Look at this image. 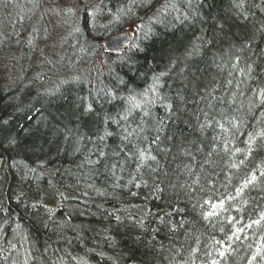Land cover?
<instances>
[{"label":"trees","instance_id":"1","mask_svg":"<svg viewBox=\"0 0 264 264\" xmlns=\"http://www.w3.org/2000/svg\"><path fill=\"white\" fill-rule=\"evenodd\" d=\"M262 93L264 0H0V264H264Z\"/></svg>","mask_w":264,"mask_h":264},{"label":"water","instance_id":"2","mask_svg":"<svg viewBox=\"0 0 264 264\" xmlns=\"http://www.w3.org/2000/svg\"><path fill=\"white\" fill-rule=\"evenodd\" d=\"M134 34L127 31L115 37L105 39L103 47L105 51H109L112 55L117 56L122 53L127 47L134 42Z\"/></svg>","mask_w":264,"mask_h":264},{"label":"rangeland","instance_id":"3","mask_svg":"<svg viewBox=\"0 0 264 264\" xmlns=\"http://www.w3.org/2000/svg\"><path fill=\"white\" fill-rule=\"evenodd\" d=\"M69 2H67V4H68ZM67 4H65L64 6H63V9H67L68 8V10L69 9H73L74 10V15L76 16L77 14H78V10H79V8H76V4H71V6L70 5H67ZM74 7V8H73ZM30 23H31V21H30V19H29V21H28V26H30ZM40 25H42L41 23H40ZM21 45V44H20ZM19 44H17V49H18V47L20 46ZM38 46H40V44L38 43ZM15 47V46H14ZM19 51H20V49H18V50H16V53L18 54L19 53Z\"/></svg>","mask_w":264,"mask_h":264},{"label":"snow or ice","instance_id":"4","mask_svg":"<svg viewBox=\"0 0 264 264\" xmlns=\"http://www.w3.org/2000/svg\"><path fill=\"white\" fill-rule=\"evenodd\" d=\"M262 95H264V93H262ZM90 110V109H89ZM142 159H143V155H142V157H141ZM154 159V158H153ZM221 255H223V253H221Z\"/></svg>","mask_w":264,"mask_h":264}]
</instances>
